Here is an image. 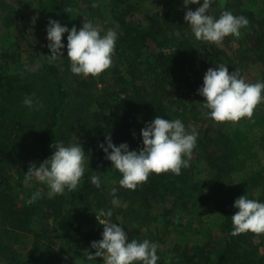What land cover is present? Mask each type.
Wrapping results in <instances>:
<instances>
[{"label":"trees","instance_id":"16d2710c","mask_svg":"<svg viewBox=\"0 0 264 264\" xmlns=\"http://www.w3.org/2000/svg\"><path fill=\"white\" fill-rule=\"evenodd\" d=\"M56 2L68 19L69 29L79 30L84 17L94 25L96 18L101 23L109 22L118 33L115 55L110 69L98 76L97 82L74 77L67 86L59 77L62 68H70L67 58L61 65L39 60V66H31L23 59L22 49H0V264H104L102 258H87L88 253H95L91 243L102 239L104 226L95 214L99 209L112 210L111 220L125 229L129 241L148 239L161 244L163 233L169 231L185 237L183 219L187 214L194 215L199 202L217 207L224 244L218 252L184 242H175L168 248L161 244L158 264H264V254L260 253L264 237L262 244H257V234L230 235L231 216L238 211L233 207L237 198L246 194L264 202V168L245 175L239 184L227 185L226 177L241 169L245 150L240 146L242 133L221 132L211 137L214 121L202 114L195 97L189 101L190 92L176 91L192 81L193 68L202 72L224 65L230 73L236 70L241 76L239 68L231 65L219 47L197 41L187 26L184 15L189 9L195 11L197 4L185 7L180 1L173 8L152 14L143 24L128 20L140 9V0ZM217 3L222 8L216 17L231 11L249 20L237 40L263 65L264 81V0H216ZM247 3L250 7L259 6V10L245 8ZM104 9H108L109 21H104ZM177 30L181 37L175 48L166 52ZM62 42L66 45L67 38ZM28 48L40 58L39 45L29 44ZM64 51L67 54L66 47ZM26 96H32L43 107L39 111L28 108L23 103ZM157 115L180 119L188 129L205 125L190 167L182 168L180 175L151 174L135 191L120 187L121 174L111 168L99 145L106 146L105 137L110 136L117 146L127 143L129 150H140L141 129ZM60 141L66 146L78 142L83 147V185L77 192L52 199L40 193L37 198L35 194L19 202L15 185L3 177L12 172L19 175L26 165L51 157L54 148L50 146ZM260 143L264 151V136ZM199 164L204 166L206 179L200 177ZM92 176L100 177V189L91 184ZM113 188L121 201L119 208L111 204ZM66 205L70 206L68 210ZM197 225L189 222V230L196 232ZM158 226L162 227V234ZM24 239L30 241L26 253Z\"/></svg>","mask_w":264,"mask_h":264},{"label":"clouds","instance_id":"9594fccd","mask_svg":"<svg viewBox=\"0 0 264 264\" xmlns=\"http://www.w3.org/2000/svg\"><path fill=\"white\" fill-rule=\"evenodd\" d=\"M201 0H183L187 7L190 4H200ZM216 0H203L195 11L189 9L184 20L197 41L222 45L226 37H239L241 29L246 28L249 20L236 16L231 11H223L219 17L212 14V5ZM82 27L69 29L57 20L50 19L46 27L47 47L50 55H41L47 63H58L64 57L67 49V59L70 61V71L76 76L87 78L98 77L109 70L115 55L118 33L108 30L105 34L85 17ZM67 33V44L62 40ZM177 38L181 32L175 33ZM197 95L204 98L201 104L202 114L216 123H237L242 119H251L254 111L264 104V81L246 82L238 71L228 70L227 66L219 65L208 68L203 77L202 86L197 89ZM25 106L39 111L43 104L26 96ZM143 147L140 150H129L127 143L115 145L110 136L105 137L99 148L104 152L105 159L111 162V168L121 174L118 183L120 187L135 191L138 186L146 183L151 174L180 175L181 170L190 167V161L197 147L199 137L195 127L188 129L180 119H166L157 115L146 122L141 129ZM51 157L37 166L30 163L24 174L26 182H37L48 189L47 197L54 198L66 192H74L86 172V153L77 143L67 146L55 142ZM91 184L96 189L101 188L99 176H92ZM239 184V183H238ZM117 189L111 190L113 207H121V201L116 196ZM40 196L36 193L34 198ZM126 207V205H124ZM233 207L238 211L231 216L232 236L245 233L264 234V202L241 195L234 201ZM98 223L103 225L102 239L93 241L91 248L94 254L88 253V259L102 258L105 264H158V245L144 239L129 241L127 232L118 223L111 220V209H99L95 212Z\"/></svg>","mask_w":264,"mask_h":264},{"label":"rangeland","instance_id":"374dc122","mask_svg":"<svg viewBox=\"0 0 264 264\" xmlns=\"http://www.w3.org/2000/svg\"><path fill=\"white\" fill-rule=\"evenodd\" d=\"M55 0H43L39 2L38 0H0V49L4 51H13L16 48L22 49L25 51L23 54V59L28 60L31 66H39L42 61L45 60L44 57L40 56L38 58L35 54H33L32 50L29 49V44L39 45L40 46V54L41 55H50V50L47 47L48 41L46 39V27L48 26V21L50 19L59 21L62 25L67 24L66 18L62 15L61 11L58 9V3H54ZM141 5L140 9L134 13L128 20H132V22H137V20L143 21L147 23L146 19L155 14L157 11L160 13L164 11L166 8H173L178 4V2L183 0H140ZM85 3V2H83ZM203 3L201 0L200 4H197V7H200ZM251 5L247 3L245 4V8H249L252 10H259L256 7H250ZM212 14L217 16L222 8L221 3H214L211 6ZM104 17V21H109L110 14L108 13V9H104L102 12ZM9 17H11L14 21V24L11 23ZM95 26L99 28L101 32L104 34L111 29V25L109 22L101 23L98 18H96ZM185 36L188 34L187 31L183 33ZM63 38H67V33ZM238 37H229L225 38L222 45H216L219 47L222 52L225 54L226 58L230 59L231 65L239 68L241 71V77L248 83H256L261 81L262 74V64L255 60L256 57L247 53L246 47L242 41L237 40ZM179 38H174L173 42L168 45L166 48V52L172 51ZM64 57L58 64H62L63 60L66 59L67 54L64 51ZM228 60V59H227ZM194 75L192 76V81L189 82L188 86L182 84L180 88H177L176 91L180 92H190L192 94L189 96V101H191L194 97L195 103L200 105L203 102L204 98L197 95V89L202 86L203 77L206 73V70L200 71L193 68ZM193 74V73H192ZM60 79L65 82L68 86L70 80L76 76L71 71L70 68H62L59 74ZM87 78H92L95 82H97L99 77L89 76ZM100 88V86H97ZM97 90H101L98 89ZM97 90H92V92L98 93ZM213 126L210 130V136L216 137L217 134L221 132L225 133H233L241 132L240 136V146H244V155L242 153L241 159L243 160L240 163V171L233 173L232 175L226 177L227 185H236L239 181L248 174H252L254 172H260L264 168V151L262 149L260 140L264 136V104H261L254 111L253 117L251 119H242L237 123L225 122V123H216L213 122ZM195 129L198 133H202L205 128L204 124H196ZM193 128V126H192ZM244 134V138H242ZM240 149V148H239ZM37 166L41 162H34ZM29 164L24 168H21V174H17L15 172L6 174L3 177V180L10 181L14 186L15 194H19V202L27 200L31 196H34L36 193H42L47 196L48 189L45 185L39 184L35 181L26 182L24 178V174L28 171ZM204 166L201 164L198 165V170L200 172V177L206 179L207 173L204 171ZM208 180V179H207ZM209 181V180H208ZM84 179L82 178L80 184L78 185L75 192L79 190V188L83 185ZM70 208L69 205L65 206V210ZM194 215L187 214L183 223L185 225V237L180 236L174 231H169L167 233H163L161 244L163 247H171L175 242H184L190 246L200 245L209 247L211 250H215L218 252L222 245L224 244V235L219 229V225L221 222L220 216L217 212V207L213 204H208L204 202H199ZM194 222L198 224V230L196 232H191L189 229V222ZM157 229L162 234L163 230L161 226H158ZM166 232V231H165ZM53 239L57 241V237L55 234L52 235ZM264 234H259L257 238H255V242L257 244H262V238ZM26 245H24L23 253H26L29 250L30 241L29 239H24ZM158 248L160 247V242H156ZM214 252V251H212ZM260 253L264 254V244L260 247ZM105 264V263H104Z\"/></svg>","mask_w":264,"mask_h":264}]
</instances>
